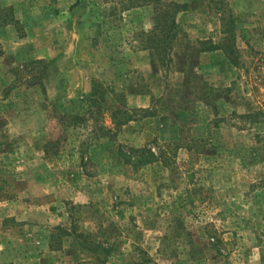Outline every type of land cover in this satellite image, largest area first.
I'll return each instance as SVG.
<instances>
[{
  "label": "rangeland",
  "instance_id": "obj_1",
  "mask_svg": "<svg viewBox=\"0 0 264 264\" xmlns=\"http://www.w3.org/2000/svg\"><path fill=\"white\" fill-rule=\"evenodd\" d=\"M176 1L0 0V264H264V0Z\"/></svg>",
  "mask_w": 264,
  "mask_h": 264
},
{
  "label": "trees",
  "instance_id": "obj_2",
  "mask_svg": "<svg viewBox=\"0 0 264 264\" xmlns=\"http://www.w3.org/2000/svg\"><path fill=\"white\" fill-rule=\"evenodd\" d=\"M125 4H129V7L131 6H139L141 4H152L155 6V9H157V12L161 16V23L159 21L157 27L151 31L153 36H151V41L155 42L152 47L157 50L158 53L160 51L170 53L173 49L172 39L176 36L177 30H178V24L176 21V14L182 10H185L187 8L186 3H180L176 0H123ZM10 10L9 12H6L4 14L3 20L0 22L1 24H10V23H16L19 24L18 18L11 16V18H8L7 16L9 13H11L12 7H8ZM1 17V16H0ZM158 31V33H157ZM208 41H203V43H207ZM214 44H210L203 47V50H213L215 49ZM99 89L98 87H95V93H98ZM118 112H113V120L115 121L117 117ZM77 118L82 119V116H77ZM76 118V119H77ZM133 119L132 115H125L124 117L120 118L119 120H116L117 124H125L129 120ZM102 129L106 130V126H101ZM110 131V130H109ZM148 153L142 152L138 153L137 158H132V155L126 152H122V157L125 160L126 163H136V165L141 164L142 161H149L151 157L154 155L153 152L147 151ZM65 173L69 175L67 181L69 183L75 184V174L70 173L71 170L64 169ZM63 171V172H64ZM11 264V263H9ZM135 264H138L135 263Z\"/></svg>",
  "mask_w": 264,
  "mask_h": 264
},
{
  "label": "crops",
  "instance_id": "obj_3",
  "mask_svg": "<svg viewBox=\"0 0 264 264\" xmlns=\"http://www.w3.org/2000/svg\"><path fill=\"white\" fill-rule=\"evenodd\" d=\"M18 6H17V4H15V9H17V12H16V18H19V17H21L20 16V13H19V11H18V8H17Z\"/></svg>",
  "mask_w": 264,
  "mask_h": 264
}]
</instances>
